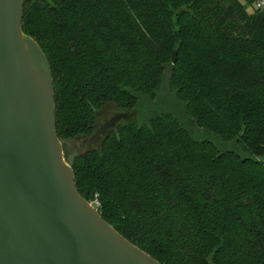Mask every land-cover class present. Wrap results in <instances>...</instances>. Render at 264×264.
I'll return each mask as SVG.
<instances>
[{
	"label": "trees",
	"instance_id": "1",
	"mask_svg": "<svg viewBox=\"0 0 264 264\" xmlns=\"http://www.w3.org/2000/svg\"><path fill=\"white\" fill-rule=\"evenodd\" d=\"M242 1L23 0L77 192L160 264H264V7ZM107 104L127 119L70 157Z\"/></svg>",
	"mask_w": 264,
	"mask_h": 264
},
{
	"label": "water",
	"instance_id": "2",
	"mask_svg": "<svg viewBox=\"0 0 264 264\" xmlns=\"http://www.w3.org/2000/svg\"><path fill=\"white\" fill-rule=\"evenodd\" d=\"M22 14L23 0H0V264H160L77 192L50 65Z\"/></svg>",
	"mask_w": 264,
	"mask_h": 264
},
{
	"label": "rangeland",
	"instance_id": "3",
	"mask_svg": "<svg viewBox=\"0 0 264 264\" xmlns=\"http://www.w3.org/2000/svg\"><path fill=\"white\" fill-rule=\"evenodd\" d=\"M261 0H254L253 6L257 7V3ZM241 2H243L241 0ZM252 7H247V11L251 12ZM128 114L123 111L117 110L112 104H107L102 107L96 113L95 120V134L92 138H77L72 141H67L66 146L68 148V152L70 157L78 152H82L89 148H97L102 140V137L108 132V129L112 127V125L116 123H120L123 120H126ZM206 136V139L212 141V137Z\"/></svg>",
	"mask_w": 264,
	"mask_h": 264
},
{
	"label": "built area",
	"instance_id": "4",
	"mask_svg": "<svg viewBox=\"0 0 264 264\" xmlns=\"http://www.w3.org/2000/svg\"><path fill=\"white\" fill-rule=\"evenodd\" d=\"M257 7H264V0H261L257 3ZM93 205V204H91ZM94 206V205H93Z\"/></svg>",
	"mask_w": 264,
	"mask_h": 264
}]
</instances>
